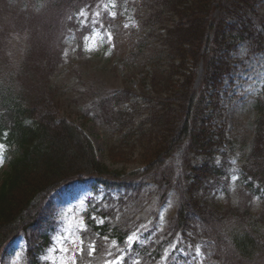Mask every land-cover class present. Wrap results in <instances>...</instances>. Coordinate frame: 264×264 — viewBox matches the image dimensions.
<instances>
[{"label": "trees", "instance_id": "trees-1", "mask_svg": "<svg viewBox=\"0 0 264 264\" xmlns=\"http://www.w3.org/2000/svg\"><path fill=\"white\" fill-rule=\"evenodd\" d=\"M98 1L46 0V5L60 10L67 32L75 33L77 25L68 22L72 17H66L65 11L72 8L75 16ZM258 5L259 0L143 2L138 17L141 30L153 37L150 30L157 25L164 32L157 35L158 56L150 58V71L144 75L143 85L149 86L151 94L124 91L120 97L129 96L136 105L134 100L141 99L152 112L156 106L165 111H158L160 121L155 118V125L153 116L146 121L153 132L150 130L146 143L141 142L143 169L135 172L109 171L96 159L83 131L65 118L51 95L40 94L25 103L13 83L6 86L1 80L0 71V145L7 159V168L0 174V264L20 236L27 245L26 264H45L42 256L52 247L57 226L53 194L85 180H93L96 188L102 186L108 193L119 190L134 195L152 183L161 204L174 192V234L189 244H202L206 260L264 264V219L254 210L256 201H264V88L256 105L259 115L252 148L241 166L231 162L233 143L223 128L212 124L227 79L240 62L234 57L237 47L247 44L248 59L264 53V23L256 25L254 20ZM170 13H174L172 20ZM57 30V26L52 29L56 34ZM148 43L141 39L139 55L145 53ZM200 64L203 75L196 90ZM120 97L115 104H120ZM128 114L118 113L115 119L107 110L105 122L120 129ZM236 187L247 195L246 200L235 198ZM88 217L90 231L83 238L95 234L123 243L130 231L115 225L110 233L109 224L97 226ZM97 248L95 245L98 253ZM85 254L84 248L78 260Z\"/></svg>", "mask_w": 264, "mask_h": 264}, {"label": "rangeland", "instance_id": "rangeland-1", "mask_svg": "<svg viewBox=\"0 0 264 264\" xmlns=\"http://www.w3.org/2000/svg\"><path fill=\"white\" fill-rule=\"evenodd\" d=\"M144 1L100 0L75 16L72 8H68L65 16L72 17L68 22L73 27L77 25L75 33L67 32L61 11L49 8L46 0L0 1L1 80L6 86L13 83L15 93L18 91L25 103L40 94L51 95L65 118L83 131L96 159L109 171L130 173L143 169L139 157L141 142H147L152 130L146 121L153 116L155 125V118L160 121L158 111H165L156 106L154 115L141 99L134 100L136 105L130 103L129 96L120 97L124 91L151 94L143 80L151 68L149 61L158 56L156 38L163 30L157 25L153 27L150 30L153 37L141 30L138 17ZM256 14V25H261L264 0H259ZM173 15L170 13L171 20ZM217 15L218 11L214 12L213 18ZM142 16L144 19L145 14ZM81 21H86L87 26L82 27ZM55 26L57 34L52 31ZM86 36L95 39L96 50H84ZM142 38L150 43L146 44L145 53L139 55ZM248 53L246 43L237 47L234 57L240 62L227 79L220 95L219 114L212 122L216 128L222 127L226 138L233 143L230 159L236 166H241L251 151L259 115L256 105L264 87V53L251 59ZM145 55L149 58L144 60ZM201 77L200 64L195 76L196 90ZM119 97L120 104H115ZM107 110L113 112L115 119L118 113H129L123 117L120 129L106 124ZM4 153L3 146L0 174L7 168ZM122 156L127 157L125 162L119 161ZM65 191L56 201L59 209L56 236L52 247L42 256L45 264H77L76 257L81 253L80 232L86 231L84 214L88 208L92 219L103 220L97 223L112 225L108 232L115 225L130 231L123 243L95 234L87 238L84 246L93 245L90 243L93 241L99 252L98 256H92L95 251L89 253L82 264H213L206 260L202 244H189L181 235L174 234L176 197L173 193L161 204L159 191L152 183L139 195L114 191L108 196L101 190L93 193L86 185H71ZM233 193L235 198L247 199L238 187ZM254 210L264 219V201H256ZM72 240L76 243H71ZM15 243L8 250L4 264H25V243L23 240ZM140 251L146 252L144 256Z\"/></svg>", "mask_w": 264, "mask_h": 264}, {"label": "snow or ice", "instance_id": "snow-or-ice-1", "mask_svg": "<svg viewBox=\"0 0 264 264\" xmlns=\"http://www.w3.org/2000/svg\"><path fill=\"white\" fill-rule=\"evenodd\" d=\"M81 26L82 27H86L87 25H86V21H81ZM95 35V34H94ZM85 48H84V50L85 51H94V50H96V48H97V43H96V41H95V39H93L92 37H89V36H86L85 38ZM109 39H111V36H110V34H109ZM3 149V146L2 145H0V150H2ZM99 223H103V220H100L99 221ZM84 229H81V231H83ZM133 239V237H129V240H132ZM71 243H73V244H75L76 243V241L75 240H72V241H70ZM80 244L82 245L83 244V240L81 239L80 240ZM62 251H68L67 249H61ZM80 251H82L83 249L81 248V249H79ZM95 251V247H94V245H90L89 246V253L91 254L92 252H94Z\"/></svg>", "mask_w": 264, "mask_h": 264}]
</instances>
